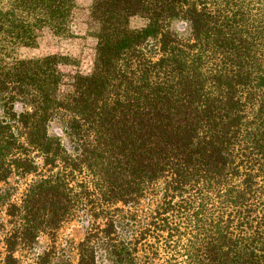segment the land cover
<instances>
[{
	"label": "trees",
	"instance_id": "trees-1",
	"mask_svg": "<svg viewBox=\"0 0 264 264\" xmlns=\"http://www.w3.org/2000/svg\"><path fill=\"white\" fill-rule=\"evenodd\" d=\"M77 7L0 0L3 264H264V0H93L95 65L62 93L63 56L17 53Z\"/></svg>",
	"mask_w": 264,
	"mask_h": 264
},
{
	"label": "rangeland",
	"instance_id": "rangeland-1",
	"mask_svg": "<svg viewBox=\"0 0 264 264\" xmlns=\"http://www.w3.org/2000/svg\"><path fill=\"white\" fill-rule=\"evenodd\" d=\"M93 0H77L78 7L74 13L72 21V35L70 37H61L52 34L49 29L41 32L39 45L35 48L22 47L17 55L21 58L37 57L48 54H58L63 56L60 67L65 74L64 83L61 86V92L66 93L72 90L73 75L81 71L90 73L93 70L96 55V38L92 36L91 30L95 25L90 19L89 7ZM147 19L135 15L131 17L130 24L133 28H140L147 24ZM28 178H31L29 176ZM28 178L19 175H13L10 178V186L16 191L13 195L14 200H19L22 188H24ZM9 185V184H5ZM4 185V186H5ZM7 215L5 206L0 205V264H3L5 256V247L3 236L7 228ZM87 220L85 217H76L66 222L57 233V243L59 247L66 251L77 262V246L86 234ZM50 239L43 236L41 248L49 244Z\"/></svg>",
	"mask_w": 264,
	"mask_h": 264
}]
</instances>
